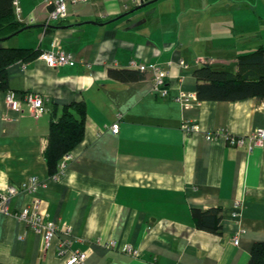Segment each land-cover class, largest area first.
I'll use <instances>...</instances> for the list:
<instances>
[{
    "label": "crops",
    "instance_id": "obj_1",
    "mask_svg": "<svg viewBox=\"0 0 264 264\" xmlns=\"http://www.w3.org/2000/svg\"><path fill=\"white\" fill-rule=\"evenodd\" d=\"M49 1L15 0L25 27L1 43L42 52L57 38L75 63L50 68L36 57L7 69V90L39 94L50 111L12 110L0 90V193L31 177L40 183L0 211V264H65L76 250L84 264H246L251 245L264 241V140L249 149L250 134L264 129V99L197 100L193 70L204 60L234 72L238 54L264 46V0H224L234 8L228 20L223 0H88L47 23ZM138 63L168 72L166 97L153 92L150 72L135 81L108 74ZM73 101L86 105L84 135L49 177L51 112ZM185 122L196 130L186 133ZM35 200L58 227L46 248L17 217ZM216 207L221 234L196 228L191 210Z\"/></svg>",
    "mask_w": 264,
    "mask_h": 264
},
{
    "label": "trees",
    "instance_id": "obj_2",
    "mask_svg": "<svg viewBox=\"0 0 264 264\" xmlns=\"http://www.w3.org/2000/svg\"><path fill=\"white\" fill-rule=\"evenodd\" d=\"M15 0H0V90L8 89L7 69L16 62H28L38 57V49L2 45L6 37L25 26L17 20ZM236 71L213 68L203 63L193 70L197 100H237L247 97L264 99V46L237 55ZM110 77L121 81H135L145 77V72L130 68H109ZM86 105L73 101L59 112L53 110L49 123L47 145L44 150L48 176L60 175L59 162L64 154L71 153L84 135ZM194 225L211 233L221 234L220 208L201 210L193 208ZM246 264H264V241L251 245Z\"/></svg>",
    "mask_w": 264,
    "mask_h": 264
},
{
    "label": "built area",
    "instance_id": "obj_3",
    "mask_svg": "<svg viewBox=\"0 0 264 264\" xmlns=\"http://www.w3.org/2000/svg\"><path fill=\"white\" fill-rule=\"evenodd\" d=\"M88 0H50L48 2V13H47V23L50 21H62L68 16V5H75L79 3L86 2ZM136 4H140L143 0H134ZM31 21V20H29ZM38 58L45 61V63L50 68H57L62 65H73L75 60L69 53H66L61 49L59 40L53 38L51 40V49L42 51ZM203 63L206 62L201 60ZM211 62V60H209ZM182 65L186 66L183 61L180 62ZM135 68L142 72H150L153 82V92L161 97H166L168 95V87L166 84V79L168 72L164 70L160 65L155 63H138L134 64ZM6 105L12 110H21V104L25 103L28 111L34 116L38 117L46 112L50 111V106L48 101L39 94L32 92H23L17 94L12 90H7L5 93ZM183 130L186 133H190L196 130V125L190 122H185L182 125ZM119 130L118 123H114L111 126V131L117 133ZM207 139L211 140L212 135L208 134ZM250 144L249 149L253 147L256 142H261L264 140V129L259 128L252 132L249 136ZM227 141L231 145L242 147L245 145V138L243 136H228ZM71 158V153L64 154L59 162V172L65 168L67 161ZM39 181L36 177H31L20 184L8 185L4 192L0 193V211L7 209V202L9 199L21 190L32 191L35 187L39 185ZM238 202H235L234 207H237ZM235 217L237 216L236 211L232 213ZM17 217L26 222V224L33 229L36 233H39L42 237L43 247L46 248L53 236L56 234L58 227L50 220H47L39 212V202L37 200L33 201L31 204L25 206L18 214ZM243 230L240 229L235 233L233 237V243H238V234ZM69 244V240H62L57 246V253L64 254L65 249ZM135 252V251H134ZM86 260V253L82 251H74L67 258L65 264H84Z\"/></svg>",
    "mask_w": 264,
    "mask_h": 264
},
{
    "label": "rangeland",
    "instance_id": "obj_4",
    "mask_svg": "<svg viewBox=\"0 0 264 264\" xmlns=\"http://www.w3.org/2000/svg\"><path fill=\"white\" fill-rule=\"evenodd\" d=\"M223 4H224L223 13H222V16L224 17L223 19L224 20H226V19L228 20V17H230V18L234 17L235 16V15L233 16L234 8H231V7L227 8V7H225L224 0H223ZM224 20H223V22H224Z\"/></svg>",
    "mask_w": 264,
    "mask_h": 264
},
{
    "label": "water",
    "instance_id": "obj_5",
    "mask_svg": "<svg viewBox=\"0 0 264 264\" xmlns=\"http://www.w3.org/2000/svg\"><path fill=\"white\" fill-rule=\"evenodd\" d=\"M148 3H149V1H145V0H143V1L139 4L138 7H142V6H144V5L148 4ZM21 30H22V29H21ZM21 30H19L18 32H20ZM18 32H15L14 34H16V33H18ZM8 37H10V36H8ZM8 37H6V38H8Z\"/></svg>",
    "mask_w": 264,
    "mask_h": 264
}]
</instances>
